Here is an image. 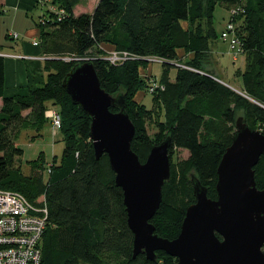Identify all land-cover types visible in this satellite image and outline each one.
<instances>
[{
  "label": "trees",
  "instance_id": "1",
  "mask_svg": "<svg viewBox=\"0 0 264 264\" xmlns=\"http://www.w3.org/2000/svg\"><path fill=\"white\" fill-rule=\"evenodd\" d=\"M242 1L243 17L237 26L245 56V68L237 76L244 91L240 94L221 83L206 65L211 46L219 39L213 23L216 7H233ZM53 4L64 9L65 16L59 21L51 14L45 26L38 24L47 76L30 82L27 96L5 95L4 58L0 56V189L48 205L42 264H176L175 258L161 251L157 262L144 254L134 257V235L116 174L106 154L97 159L90 139L91 119L72 103L62 85L82 62L66 65L61 60L82 57L102 44L131 56L113 64L101 49L89 62L102 88L114 97H124L125 110L136 128L132 150L142 163L153 146L171 140V180L163 188L162 203L151 223L160 237L174 240L187 209L196 202L192 176L207 188L209 198H217L218 168L232 144L238 114L242 113L240 117L251 129L264 134V0H94L92 11L91 1L88 8L79 0H53ZM179 50L193 54L185 63L187 68L175 65ZM153 57L163 61L164 75L172 69L177 73L173 82L158 79L165 89L152 96L163 117L155 122L151 136L144 116L150 110L138 102L137 95L141 91L150 94V82L143 79L142 71ZM49 108L61 115L59 132L65 148L61 161L50 166L46 180L41 173L47 167L40 157L28 161L30 174L22 166L13 168L12 160L20 161L23 155L15 136L18 140L25 130L38 133L32 139L40 136ZM220 125L232 127L234 133L225 139L217 129ZM182 150L189 157L172 163L174 153ZM254 170L257 188L264 191V155Z\"/></svg>",
  "mask_w": 264,
  "mask_h": 264
},
{
  "label": "water",
  "instance_id": "2",
  "mask_svg": "<svg viewBox=\"0 0 264 264\" xmlns=\"http://www.w3.org/2000/svg\"><path fill=\"white\" fill-rule=\"evenodd\" d=\"M62 85L91 119L97 159L106 154L116 174L134 235V257L144 254L157 262L161 251L176 264H264V191L257 188L254 170L264 155V134L242 117L236 120L232 144L218 168L217 198H209L207 188L192 176L196 202L187 209L179 236L169 240L156 234L151 221L171 180L170 138L153 146L142 163L132 150L136 128L124 97L102 88L92 62L74 66Z\"/></svg>",
  "mask_w": 264,
  "mask_h": 264
},
{
  "label": "rangeland",
  "instance_id": "3",
  "mask_svg": "<svg viewBox=\"0 0 264 264\" xmlns=\"http://www.w3.org/2000/svg\"><path fill=\"white\" fill-rule=\"evenodd\" d=\"M82 2V5L84 8H88L89 1H91V5L89 6V11H92L94 6V0H79ZM61 8V7H60ZM243 9H244V2L242 1L237 6H226L219 4L214 12V29L217 33V36L220 38L222 32L224 31L226 24L233 19L232 17V10L236 11V14L234 16L233 22L236 24V26L239 27L241 24V20L243 17ZM79 12V11H78ZM50 15L51 13L48 12ZM80 13V12H79ZM55 15V14H53ZM238 18V21L235 20ZM5 25V24H4ZM241 26V25H240ZM4 29V32L2 30ZM6 27H0V45H5V35H6ZM219 48L218 52H215V54L212 53L213 50H215V46L213 44L211 55L209 57L207 67H210V69H217V67L220 65L219 71L220 76L223 80L229 82V76L232 77L235 73L236 66L231 61V56L237 57L232 52L229 51V45L228 43H225L224 40L219 39ZM101 49L99 47L87 52L82 57H75V58H63L61 62L66 65H70L71 62H88L91 61L94 57L99 55V51ZM182 61V60H181ZM183 62V61H182ZM188 61H185L187 63ZM146 63H149L147 65V68L143 69L142 71V77L143 79L147 80V82H150L152 79H161L164 78L165 82L168 83L173 79V75L175 74V69L172 70V72H168V76L163 74V65L159 62L150 61L147 59ZM176 67L180 68H187L186 64H181L179 62H175ZM240 71H237L236 77L238 76V73ZM236 77H234V80H232V84L234 85L235 91L237 92H244L241 87H239V84L236 83ZM238 78V77H237ZM146 82V83H147ZM235 82V83H234ZM151 83V82H150ZM149 83V84H150ZM164 85V83H162ZM236 87V88H235ZM138 102H141L147 109L150 110V112L144 114L146 120H147V127L149 130V134L152 136L155 133V122L161 119L163 117V113L161 111V107L159 106L158 100L154 102L152 94H148L145 91H141L137 95ZM154 103V104H153ZM26 115L29 114V112H25ZM242 116V113L240 112L238 114V117ZM220 133H223L224 138L231 136L232 133H234L233 128L225 125H220L217 127ZM18 133V132H17ZM16 133V134H17ZM36 132H32V130H25L21 131L19 134L18 140L15 136V142L17 145L23 150L22 160H12L13 162V168H18L22 166L23 171L26 174H30V167L27 166L28 161H33L37 158H41L42 162L45 167L49 169L50 166L53 164L59 163L62 158L63 150L65 148V143L63 142V137L61 136L60 132H55L52 124L50 121L46 123L44 126L41 135L36 137L35 139H32L33 136H36ZM207 137V136H206ZM189 157V154L187 151H177L174 153L172 163H177L181 160H185ZM39 163L41 162L38 160ZM43 167V166H42ZM41 167V168H42ZM44 168V167H43ZM47 168L46 171L44 170V173H41L42 176L47 180ZM44 174V175H43ZM37 184V183H36ZM31 186V185H30ZM32 188H36V185L32 183Z\"/></svg>",
  "mask_w": 264,
  "mask_h": 264
},
{
  "label": "built area",
  "instance_id": "4",
  "mask_svg": "<svg viewBox=\"0 0 264 264\" xmlns=\"http://www.w3.org/2000/svg\"><path fill=\"white\" fill-rule=\"evenodd\" d=\"M37 5L48 8L47 12L55 14L59 21L65 16V10L54 5L53 0H37ZM235 14L236 11L232 10L233 18ZM48 20L49 18L44 15L39 20V24L45 26ZM10 36L13 39L18 38L16 33H11ZM221 39L229 44L235 56L242 52V44L233 19L226 24ZM34 44L39 45L38 42ZM0 56L2 57L3 54ZM130 58L127 53L117 51L106 56V59L113 64H121ZM148 59L163 63L158 58ZM150 82L148 88L150 94L165 89L157 78ZM45 117L50 121L55 132H58L62 124L59 111L56 108H49L45 112ZM47 172L50 173V167ZM48 217L49 208L45 202L36 204L19 192L0 189V264H42V243L49 225Z\"/></svg>",
  "mask_w": 264,
  "mask_h": 264
},
{
  "label": "crops",
  "instance_id": "5",
  "mask_svg": "<svg viewBox=\"0 0 264 264\" xmlns=\"http://www.w3.org/2000/svg\"><path fill=\"white\" fill-rule=\"evenodd\" d=\"M47 11L48 8L37 5V0H0V27L5 26L7 31L5 45H0V54H3L2 57L4 58L5 95L8 97L27 96L29 94L28 85L30 82L35 83L47 76V72L44 69L47 57L41 46V29L38 26L39 20L44 15L47 18L50 17L49 14H45L48 13ZM2 32H4V29ZM11 33H16L18 38L13 39L10 36ZM219 39L214 42L215 50L212 51L213 54L218 52ZM36 42L39 45H35L34 43ZM224 42L227 43L226 41ZM100 49L108 54L116 51L113 46L108 44L100 45ZM229 51L231 52L230 46ZM178 55L179 58L176 62L181 64H185V61L193 59V54H187L183 50H179ZM231 57L232 63L236 66L233 76L236 77V72L238 70L243 71L245 68V56L240 53L237 57ZM219 68L220 65L217 69H214L218 80L234 88L232 84L234 77L232 79L229 76V82L223 80L220 76ZM172 70L170 71L172 72ZM176 73L177 70L175 69L171 82L175 80ZM236 83L242 88L240 78L236 77ZM2 104V99H0V109ZM32 132L35 131L32 130ZM41 132L39 135H41ZM36 134L38 133L36 132ZM20 160H22V157H20Z\"/></svg>",
  "mask_w": 264,
  "mask_h": 264
}]
</instances>
